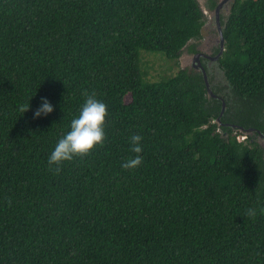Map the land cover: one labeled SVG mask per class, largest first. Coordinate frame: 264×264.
Listing matches in <instances>:
<instances>
[{"label":"trees","instance_id":"obj_1","mask_svg":"<svg viewBox=\"0 0 264 264\" xmlns=\"http://www.w3.org/2000/svg\"><path fill=\"white\" fill-rule=\"evenodd\" d=\"M228 5L216 99L201 71L174 74L204 40L198 0H0V264H264V0ZM158 54L174 72L155 82ZM85 89L106 139L56 174Z\"/></svg>","mask_w":264,"mask_h":264},{"label":"clouds","instance_id":"obj_2","mask_svg":"<svg viewBox=\"0 0 264 264\" xmlns=\"http://www.w3.org/2000/svg\"><path fill=\"white\" fill-rule=\"evenodd\" d=\"M224 1L225 0H222V1L218 0V4L213 9L208 7V3H205V9H204L198 0V4L201 6V9L205 15V19H207L206 15H208L209 12L214 13L213 18L215 19L214 21H215V25H216V29H217V33L219 37V39H217V42H216L218 43V45L215 47H219L220 52L218 54L203 53L202 51L198 49L199 44H196V43H199L198 41L191 42L194 44V46H196L195 52H191L189 49V46L192 45L191 43L189 44L188 47L186 46L183 49V54L180 60L182 59L184 53L187 51L190 55L193 56L192 67L193 69L197 71L202 72V67L206 70L204 65H207V67L210 69L209 62L217 63L221 59L223 55L222 54L220 56V53L222 51L221 34L223 35V38H224V52H225L226 39L223 34V28H224L223 21L227 19V17L230 14V10H229L230 6L228 5L230 0H228L225 3L222 9H220L221 32L219 31L218 19L216 17V10L218 6ZM225 10H228V16L224 19L223 12ZM197 56H199V58L197 61H195ZM194 64H196V66H199V68H195ZM155 82H158V81H155ZM82 96L84 97V103L81 106L78 116L71 121L70 131H68L62 138L59 139V141L55 145L54 150L51 152L48 158L49 170L54 171L56 174H58L61 171V165L63 164V162L72 161L73 158L77 156L84 157V156L89 155L98 145L103 146L104 141L106 139L104 126H105L106 117L108 116L107 105L104 102L96 98L95 92L89 93L87 89L83 90ZM29 108H30L29 104L21 105L20 111L22 113H25L29 110ZM53 110L54 109H53L52 104L46 98H42L40 107H38L36 111L34 112V118H39L42 115L47 116L48 114L52 113ZM243 137L244 139H246L245 136ZM238 139H239V136H238ZM142 140H143V137L140 135H132L130 137V143L132 145L131 151L135 153L136 155L134 158L127 159L122 164V167L124 169L126 170L135 169L143 163V157L142 155H140L143 151V147L141 144ZM242 141L244 140L242 139ZM245 215L250 218H255L257 215L256 209L248 208L246 210Z\"/></svg>","mask_w":264,"mask_h":264},{"label":"rangeland","instance_id":"obj_3","mask_svg":"<svg viewBox=\"0 0 264 264\" xmlns=\"http://www.w3.org/2000/svg\"><path fill=\"white\" fill-rule=\"evenodd\" d=\"M222 1V0H221ZM200 4L202 5V7L205 9V3H208V0H199ZM213 14L214 13H210L207 16L206 19V26L203 30V41L201 43H196L199 44L198 49L200 51H202L203 53H215V46L218 45L217 39H219L218 37V33H217V29H216V25H215V19L213 18ZM228 16V10H225L223 12V17L224 19ZM193 44V43H191ZM161 54H158V58H155L153 55H148L147 60L146 61H150L149 63V77L151 78V80L153 81H159L160 79H162L163 76H167L170 74H173V72L171 71L170 73H167L165 71L164 67H160V56ZM192 58L193 56L190 55L187 51L184 53L182 59L180 60V66L179 68L175 67V72L174 74H176L178 72L179 69H189L190 67H192ZM166 65L167 62H164ZM209 66H210V71L211 68L213 69L214 75L217 77V75H219V66L215 63V62H209ZM212 72V71H211ZM242 139L244 140L243 136H239V141H242Z\"/></svg>","mask_w":264,"mask_h":264},{"label":"water","instance_id":"obj_4","mask_svg":"<svg viewBox=\"0 0 264 264\" xmlns=\"http://www.w3.org/2000/svg\"><path fill=\"white\" fill-rule=\"evenodd\" d=\"M228 0H225L223 3H221L217 10H216V17L218 19V28H219V31L221 32V24H220V9H222V7L225 5V3L227 2ZM221 37H222V51L220 53V56L223 54L224 52V38H223V35L221 34ZM199 58V56L196 57L195 61H197ZM199 62V61H198ZM194 67L195 68H199V66H196V64H194ZM202 72H203V75H204V79H205V84H206V87H207V92L208 94L213 97V98H219L217 95H215V93L213 92V90L211 89V85H210V82H209V77H208V74L206 72V70L202 67ZM222 112H221V116L224 114L225 112V109H226V103L223 102V105H222ZM220 120V119H219Z\"/></svg>","mask_w":264,"mask_h":264}]
</instances>
